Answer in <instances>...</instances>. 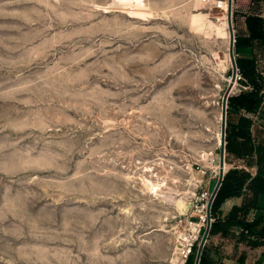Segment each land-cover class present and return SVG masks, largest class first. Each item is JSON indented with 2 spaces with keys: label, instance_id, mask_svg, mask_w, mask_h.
<instances>
[{
  "label": "rangeland",
  "instance_id": "374dc122",
  "mask_svg": "<svg viewBox=\"0 0 264 264\" xmlns=\"http://www.w3.org/2000/svg\"><path fill=\"white\" fill-rule=\"evenodd\" d=\"M225 17L199 0H0V264H185L221 170Z\"/></svg>",
  "mask_w": 264,
  "mask_h": 264
},
{
  "label": "crops",
  "instance_id": "0c3cea01",
  "mask_svg": "<svg viewBox=\"0 0 264 264\" xmlns=\"http://www.w3.org/2000/svg\"><path fill=\"white\" fill-rule=\"evenodd\" d=\"M232 14L234 32L241 38L240 56L253 59L256 72L264 75V0H236ZM242 90L248 87L233 95ZM228 117L231 166L216 212L221 225L210 234L202 264H264V92L253 111L232 107ZM230 213L234 221L255 226L248 231L237 222L227 223Z\"/></svg>",
  "mask_w": 264,
  "mask_h": 264
},
{
  "label": "trees",
  "instance_id": "16d2710c",
  "mask_svg": "<svg viewBox=\"0 0 264 264\" xmlns=\"http://www.w3.org/2000/svg\"><path fill=\"white\" fill-rule=\"evenodd\" d=\"M241 49H242L241 38L237 34V32H235L234 52H235L236 65L243 77V79L240 81V84L248 87V90H245V91L242 90L239 94L230 95L228 97L227 114L230 112V109L232 107H240L248 111H253L257 107V105L260 103L262 99V92H264V75H261L256 72L253 59L243 58L240 56ZM227 122H228V126L226 128L225 151H226V154L228 155V153L230 152L231 138L233 135L232 133L233 131H232V127L228 120ZM229 173L230 171H227L224 174L223 180L221 182V185L217 191L216 197L212 204L211 212H212V217L214 218V220L211 223L209 234H212L217 229V227L221 225L220 220H218L216 217V212L218 210L220 203L222 202L224 198L225 194L223 192L224 191L223 189L225 188L226 180H227ZM229 218L230 219H228V221L226 220L227 223L237 222V224L242 226L243 229H247L248 231H251V229L255 226V222L247 223V222H242V221H234L233 220L234 217L231 215V213L229 215ZM196 248H197V245L196 243H194L191 249V253L188 255L185 264L193 263ZM204 250L205 249L203 248L199 264L203 263Z\"/></svg>",
  "mask_w": 264,
  "mask_h": 264
},
{
  "label": "water",
  "instance_id": "95a60500",
  "mask_svg": "<svg viewBox=\"0 0 264 264\" xmlns=\"http://www.w3.org/2000/svg\"><path fill=\"white\" fill-rule=\"evenodd\" d=\"M227 28L229 31V48H228V55H229V59L232 65V76H231V81L229 82L224 96H223V100L221 103V131H220V164H221V170H220V175L218 177L217 183L213 189L210 201H209V207H208V222H207V226L205 229V233L203 235V238L200 242L199 247L197 248V252H196V256H195V260H194V264H199L200 261V257L202 254V248L204 246L206 237L208 235V232L210 230L211 227V223H210V204L213 200V198L216 196L217 191L221 185V182L223 180L224 177V155H225V144H226V113H227V100L228 97L230 96V92L232 91V87L233 84L235 82V75H236V59H235V52H234V27H233V23H232V0H228V10H227Z\"/></svg>",
  "mask_w": 264,
  "mask_h": 264
},
{
  "label": "built area",
  "instance_id": "2783aa9c",
  "mask_svg": "<svg viewBox=\"0 0 264 264\" xmlns=\"http://www.w3.org/2000/svg\"><path fill=\"white\" fill-rule=\"evenodd\" d=\"M203 5H205L206 7H208L209 9H219V10H223L224 12H226V15H227V10H228V0H199ZM233 1L232 0V10H233ZM233 13V11H232ZM234 43H235V32H234ZM243 79L238 67L236 68V75H235V82L234 83H237ZM234 86V84H233ZM242 87H246V86H243ZM225 173V171H224ZM211 195L212 193H209L208 194V191H205L203 193H200V200H205V203L202 204V209L204 211V215L203 216H200V223L197 225L196 223H193L194 226H196L197 228H201V226L204 225V222L207 223V213H208V207H209V201H210V198H211ZM215 198V197H214ZM213 198V200H214ZM213 200L210 204V223H212V221L214 220V218L212 217V212H211V209H212V204H213ZM197 238V237H196ZM198 242L197 239H195V241H193V243H191L189 246H188V249L187 251L184 252V257L187 259L188 255L191 253V249H192V246L194 243Z\"/></svg>",
  "mask_w": 264,
  "mask_h": 264
},
{
  "label": "bare ground",
  "instance_id": "6f19581e",
  "mask_svg": "<svg viewBox=\"0 0 264 264\" xmlns=\"http://www.w3.org/2000/svg\"><path fill=\"white\" fill-rule=\"evenodd\" d=\"M125 6H127V5H125ZM128 8H131V9H139V8H141L140 6H135V5H129L128 6ZM137 9V10H138ZM134 10L132 11V10H130V11H132V12H134ZM130 11H128V12H130ZM136 11V10H135ZM139 11V10H138ZM137 11V12H138ZM144 12H147V11H144ZM142 13V12H141ZM226 21H227V15H226ZM227 30H228V28H227ZM228 33H229V31H228ZM229 35V34H228ZM225 54V53H224ZM217 55V54H216ZM227 55H228V53H226V57H227ZM228 57H229V55H228ZM225 57H223V59H224ZM235 84V83H234ZM234 87V86H233ZM233 87H232V89H233ZM221 118V113H220V115H219V119ZM218 140H220V132H219V135H218ZM206 155H208V154H206ZM205 157V156H204ZM219 165V164H218ZM225 164H224V166H223V169L225 170ZM146 180V184H147V187H148V189H149V191L150 192H152V193H155V194H157V193H159V191H162V186L165 184V182L164 181H151L150 179H145ZM180 200V199H179ZM182 201V200H181ZM180 201V202H181Z\"/></svg>",
  "mask_w": 264,
  "mask_h": 264
}]
</instances>
